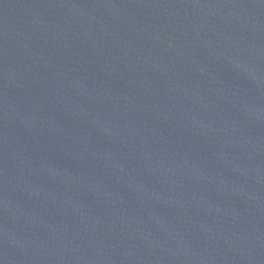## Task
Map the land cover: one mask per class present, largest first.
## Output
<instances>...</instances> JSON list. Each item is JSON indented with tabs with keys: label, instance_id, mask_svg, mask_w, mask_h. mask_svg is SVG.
I'll return each mask as SVG.
<instances>
[{
	"label": "water",
	"instance_id": "95a60500",
	"mask_svg": "<svg viewBox=\"0 0 264 264\" xmlns=\"http://www.w3.org/2000/svg\"><path fill=\"white\" fill-rule=\"evenodd\" d=\"M0 264H264V0H0Z\"/></svg>",
	"mask_w": 264,
	"mask_h": 264
}]
</instances>
